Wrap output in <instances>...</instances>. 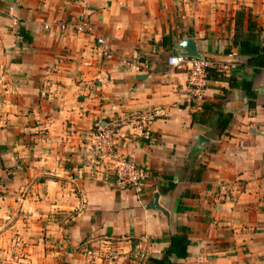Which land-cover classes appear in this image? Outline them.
<instances>
[{"label":"crops","instance_id":"crops-1","mask_svg":"<svg viewBox=\"0 0 264 264\" xmlns=\"http://www.w3.org/2000/svg\"><path fill=\"white\" fill-rule=\"evenodd\" d=\"M239 11L264 46V0H0V264H145L136 246L161 260L179 227L187 257L172 264H264V69L232 46ZM83 16L91 35L56 27ZM187 38L237 61L229 74L251 81L255 108L227 81L190 96L167 63ZM145 111L149 138L124 120ZM115 120L116 155L150 174L139 195L87 167L95 126Z\"/></svg>","mask_w":264,"mask_h":264},{"label":"built area","instance_id":"built-area-1","mask_svg":"<svg viewBox=\"0 0 264 264\" xmlns=\"http://www.w3.org/2000/svg\"><path fill=\"white\" fill-rule=\"evenodd\" d=\"M13 11L14 7L9 6L8 13L12 15ZM12 19L13 25L17 27L19 25V19L15 16H13ZM56 27L60 32H66L70 29L75 34L91 35L93 33L92 23L86 16H83L82 19L76 23L60 22ZM44 28L49 30L51 26L45 25ZM96 43L101 46L105 45L103 38H97ZM107 54V51L103 48L100 55L103 57L107 56ZM167 63L175 69L186 71L188 76L187 87L190 96L199 102L203 101L202 91L207 82L205 75L208 68L216 69L217 71L228 75L238 66L237 61L219 64L211 62L206 57L202 56L199 59H196L174 55L167 59ZM123 64L128 68H148L147 63L129 64L128 62H124ZM156 117V112L145 111L142 113L129 114L124 120L132 125V130L137 133L136 135L138 137L149 138L150 133L148 127ZM119 125L120 122L115 120L95 126L93 150L96 157L89 161L87 167H90L94 171L101 169L103 175L108 174L113 176V184L117 189H130L139 195L142 192L146 181L149 179L150 174L146 169L138 167L129 158L116 155L114 150V140ZM107 178L108 176H105V180H107ZM133 255L137 260L142 262H145L148 259L146 250L143 246H140V244L136 246Z\"/></svg>","mask_w":264,"mask_h":264},{"label":"trees","instance_id":"trees-1","mask_svg":"<svg viewBox=\"0 0 264 264\" xmlns=\"http://www.w3.org/2000/svg\"><path fill=\"white\" fill-rule=\"evenodd\" d=\"M244 19L245 12L239 11L235 17V34L232 39V46L238 48V54L247 57L246 64L248 66L254 67L256 70L264 69V46L259 39L261 29L256 28V24L249 18L247 28L244 30ZM205 77L206 80L227 81L230 88L242 91L247 99L249 109L255 108L256 93L252 89L251 81L237 80L232 74L226 75L210 68L206 70ZM230 119L231 115L219 113V124L222 131L228 126ZM172 188L173 185L170 186V189ZM188 246V229L179 227L176 233L169 237V245L165 251L164 258L161 260L148 258L145 264H172L170 261L172 257L184 259L187 257Z\"/></svg>","mask_w":264,"mask_h":264},{"label":"water","instance_id":"water-1","mask_svg":"<svg viewBox=\"0 0 264 264\" xmlns=\"http://www.w3.org/2000/svg\"><path fill=\"white\" fill-rule=\"evenodd\" d=\"M2 1L14 2L15 0H2ZM176 55L177 56H184V57H188V58H196V59H199L201 57V55L199 54V52L197 50L196 42L192 38L183 39L176 45ZM198 141L201 144L208 142V140L206 138H204L203 136H198ZM150 207L153 209L165 212L158 205V193H154Z\"/></svg>","mask_w":264,"mask_h":264}]
</instances>
